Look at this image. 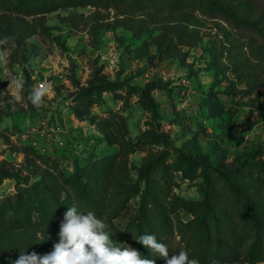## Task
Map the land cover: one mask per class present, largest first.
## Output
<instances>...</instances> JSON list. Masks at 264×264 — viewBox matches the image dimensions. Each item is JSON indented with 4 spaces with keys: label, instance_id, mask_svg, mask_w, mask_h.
I'll use <instances>...</instances> for the list:
<instances>
[{
    "label": "rangeland",
    "instance_id": "374dc122",
    "mask_svg": "<svg viewBox=\"0 0 264 264\" xmlns=\"http://www.w3.org/2000/svg\"><path fill=\"white\" fill-rule=\"evenodd\" d=\"M166 1L0 0V264L51 251L73 205L156 264L133 236L264 264L262 10L241 26Z\"/></svg>",
    "mask_w": 264,
    "mask_h": 264
},
{
    "label": "clouds",
    "instance_id": "9594fccd",
    "mask_svg": "<svg viewBox=\"0 0 264 264\" xmlns=\"http://www.w3.org/2000/svg\"><path fill=\"white\" fill-rule=\"evenodd\" d=\"M0 41V43H5ZM4 55L0 54V60ZM9 88L20 91L24 87L21 78L13 79ZM49 85L42 82L33 86L28 95L32 105L39 109L49 92ZM17 99H20L17 96ZM109 225L92 211L82 212L73 205L64 212L59 224L58 241L53 243L51 251L38 254L33 251H21L19 257L10 264H156V260L145 257L136 248L127 243L116 244ZM133 239L164 260L165 264H200L190 259L188 252L181 248L178 254H169L167 244L158 241L154 234H143Z\"/></svg>",
    "mask_w": 264,
    "mask_h": 264
},
{
    "label": "trees",
    "instance_id": "16d2710c",
    "mask_svg": "<svg viewBox=\"0 0 264 264\" xmlns=\"http://www.w3.org/2000/svg\"><path fill=\"white\" fill-rule=\"evenodd\" d=\"M158 1V4H157ZM251 1L253 6L257 10H262L261 19L264 22V0H217L215 3L209 5V10L211 11L212 16L219 17L222 20L228 21V22H235V24H239L241 26H245V23L243 20H240V18H247V12L245 9L246 4ZM143 4H146V7L150 8L155 4V8H158V6H161L163 8L169 6V3L166 0H142ZM250 3V4H251ZM262 40L259 43V41H256L254 45L250 46V49L253 52V56L255 58H259V56H262L264 53V33L260 34ZM55 165V168L57 166V162L53 163ZM78 175L69 177L71 179L77 178ZM148 194L147 191H144L141 195V205L145 203L146 201V195ZM208 190L205 194V199H209L208 197ZM205 204L207 208H209L208 201H205ZM255 214H258L256 211H254ZM256 224H259L260 220H258V217H255ZM200 224H204V220H199ZM171 256V255H170ZM239 262V259L235 253H230L226 255L225 258H223L222 263H232V262ZM161 264H165L164 260L160 258L158 260Z\"/></svg>",
    "mask_w": 264,
    "mask_h": 264
},
{
    "label": "built area",
    "instance_id": "2783aa9c",
    "mask_svg": "<svg viewBox=\"0 0 264 264\" xmlns=\"http://www.w3.org/2000/svg\"><path fill=\"white\" fill-rule=\"evenodd\" d=\"M40 83H42V82H40ZM40 83H39V84H40Z\"/></svg>",
    "mask_w": 264,
    "mask_h": 264
}]
</instances>
